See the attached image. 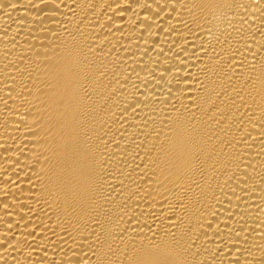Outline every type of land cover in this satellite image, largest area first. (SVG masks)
<instances>
[{"label":"bare ground","instance_id":"1","mask_svg":"<svg viewBox=\"0 0 264 264\" xmlns=\"http://www.w3.org/2000/svg\"><path fill=\"white\" fill-rule=\"evenodd\" d=\"M0 264H264V0H0Z\"/></svg>","mask_w":264,"mask_h":264}]
</instances>
